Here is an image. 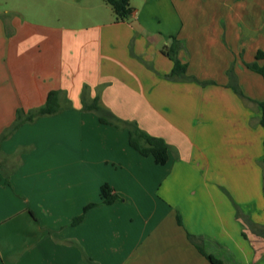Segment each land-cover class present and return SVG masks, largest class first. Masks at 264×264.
Returning a JSON list of instances; mask_svg holds the SVG:
<instances>
[{
	"label": "crops",
	"instance_id": "0c3cea01",
	"mask_svg": "<svg viewBox=\"0 0 264 264\" xmlns=\"http://www.w3.org/2000/svg\"><path fill=\"white\" fill-rule=\"evenodd\" d=\"M76 3L50 21L0 10V134L51 90L61 107L0 139V264H212L196 244L264 264V78L246 66L264 0H130L124 21L105 0ZM173 40L186 69L169 78ZM94 97L161 137L166 162L82 108ZM102 183L118 198L72 224Z\"/></svg>",
	"mask_w": 264,
	"mask_h": 264
},
{
	"label": "trees",
	"instance_id": "16d2710c",
	"mask_svg": "<svg viewBox=\"0 0 264 264\" xmlns=\"http://www.w3.org/2000/svg\"><path fill=\"white\" fill-rule=\"evenodd\" d=\"M111 7V10L115 16L116 21H124L130 19L134 12V7L130 4V0H105ZM179 47V43L174 40L168 47H163L161 51L165 53L173 62L172 69L166 76L169 78L180 76L184 74L186 64L181 63L176 57V51ZM254 61L246 63V66L258 73L264 78V49H257L254 54ZM261 60L262 64L259 65L257 61ZM228 74L231 75V69H228ZM231 78V77H230ZM233 89L241 94L238 86L233 83ZM258 105L261 108L260 124L264 127V101H259ZM82 108L92 109L98 113L99 121L102 123H109L127 129L129 145L138 151L142 155H151L156 164H163L167 160V143L158 136L151 135L142 130L136 121L122 120L113 115L108 109L102 107L99 103L98 97H94L90 103L82 102ZM61 109L58 101V91L51 90L46 96L45 103L33 110L24 112L21 109L16 111V117L13 123L0 134V139L7 137L14 132L20 125L26 122H32L40 116L55 114ZM264 144V139H263ZM262 188L264 193V159L262 166ZM100 201L90 202L86 204L82 210V213L75 216L72 219V224H76L81 221L83 214L91 207L97 204H109L118 198V195L114 193L111 186L107 183H102L100 186ZM190 240H194L193 236L189 235ZM198 250L212 263V264H224L221 260L215 258L211 254H207L200 244H196Z\"/></svg>",
	"mask_w": 264,
	"mask_h": 264
},
{
	"label": "rangeland",
	"instance_id": "374dc122",
	"mask_svg": "<svg viewBox=\"0 0 264 264\" xmlns=\"http://www.w3.org/2000/svg\"><path fill=\"white\" fill-rule=\"evenodd\" d=\"M77 0H0V10L16 8L20 16L29 20H51L77 9ZM49 19H45L47 17ZM53 21H55L53 19Z\"/></svg>",
	"mask_w": 264,
	"mask_h": 264
}]
</instances>
